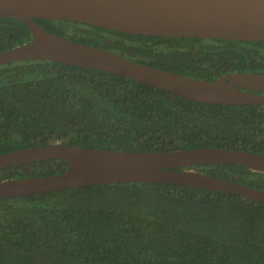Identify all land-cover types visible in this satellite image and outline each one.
Here are the masks:
<instances>
[{"label": "trees", "instance_id": "trees-1", "mask_svg": "<svg viewBox=\"0 0 264 264\" xmlns=\"http://www.w3.org/2000/svg\"><path fill=\"white\" fill-rule=\"evenodd\" d=\"M65 37L200 78L264 72V40L130 33L36 18ZM0 17V50L31 40ZM134 151L230 147L264 153V103H207L128 76L44 59L0 65V153L51 142ZM44 158L0 181L70 168ZM195 169L264 188L238 163ZM183 168V167H181ZM0 264H264V202L177 183L112 182L0 198Z\"/></svg>", "mask_w": 264, "mask_h": 264}, {"label": "water", "instance_id": "water-1", "mask_svg": "<svg viewBox=\"0 0 264 264\" xmlns=\"http://www.w3.org/2000/svg\"><path fill=\"white\" fill-rule=\"evenodd\" d=\"M0 17L21 20L31 40L0 50V65L44 59L100 69L197 101L264 103V72L232 71L200 78L142 63L119 52L57 34L36 18L64 19L130 33L233 40H264V0H0ZM44 158L70 168L0 181V198L112 182L177 183L264 202V188L208 174L194 165L238 163L264 172V153L230 147L134 151L57 141L0 153V169ZM183 167V168H181Z\"/></svg>", "mask_w": 264, "mask_h": 264}]
</instances>
